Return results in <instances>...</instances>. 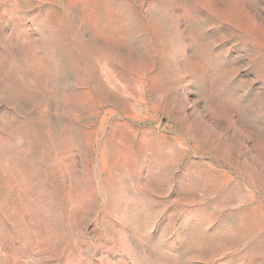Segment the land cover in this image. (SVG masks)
<instances>
[{"label":"rangeland","instance_id":"rangeland-1","mask_svg":"<svg viewBox=\"0 0 264 264\" xmlns=\"http://www.w3.org/2000/svg\"><path fill=\"white\" fill-rule=\"evenodd\" d=\"M0 264H264V0H0Z\"/></svg>","mask_w":264,"mask_h":264}]
</instances>
